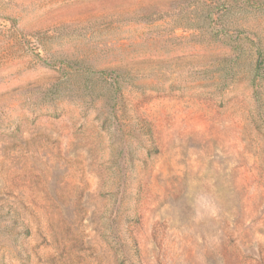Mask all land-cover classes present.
Segmentation results:
<instances>
[{
  "label": "rangeland",
  "instance_id": "obj_1",
  "mask_svg": "<svg viewBox=\"0 0 264 264\" xmlns=\"http://www.w3.org/2000/svg\"><path fill=\"white\" fill-rule=\"evenodd\" d=\"M0 204V264H264V0H0Z\"/></svg>",
  "mask_w": 264,
  "mask_h": 264
},
{
  "label": "trees",
  "instance_id": "obj_2",
  "mask_svg": "<svg viewBox=\"0 0 264 264\" xmlns=\"http://www.w3.org/2000/svg\"><path fill=\"white\" fill-rule=\"evenodd\" d=\"M254 71L258 70V64L255 63ZM91 73L98 74H106L105 77V87L102 92H98L97 96L104 99L107 104H111L115 106L120 103L121 96L119 94V85L118 82V74L116 69H101V70H89ZM142 122V125H139L142 130L139 132L140 140H146L148 142H152V131L150 125L145 120H137ZM155 150V147L152 148ZM122 205V200H121ZM120 205V206H121ZM135 213H130L128 216V220L130 222L136 220ZM0 232H3L6 236H28L31 233V229L26 219H24L18 210L9 204H0ZM108 241L111 243L113 247L121 254H123L122 261H128L133 264H141L140 258L138 255L137 244L135 240L128 235H120V236H108ZM129 253V256L127 255Z\"/></svg>",
  "mask_w": 264,
  "mask_h": 264
}]
</instances>
